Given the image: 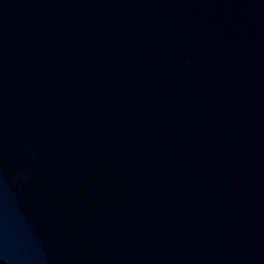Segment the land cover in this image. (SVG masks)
<instances>
[{
  "label": "water",
  "instance_id": "95a60500",
  "mask_svg": "<svg viewBox=\"0 0 264 264\" xmlns=\"http://www.w3.org/2000/svg\"><path fill=\"white\" fill-rule=\"evenodd\" d=\"M0 264H264V0H0Z\"/></svg>",
  "mask_w": 264,
  "mask_h": 264
}]
</instances>
